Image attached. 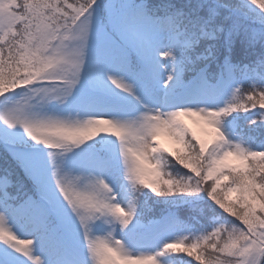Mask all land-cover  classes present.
Masks as SVG:
<instances>
[{
	"label": "rangeland",
	"instance_id": "374dc122",
	"mask_svg": "<svg viewBox=\"0 0 264 264\" xmlns=\"http://www.w3.org/2000/svg\"><path fill=\"white\" fill-rule=\"evenodd\" d=\"M15 8V0H0V34L5 38L21 20ZM119 8L121 15L110 2L107 14L118 22L125 43L106 38L97 7H93L74 29L55 31V36L60 34L51 42L50 55L57 65L70 60L71 67L64 71L71 73L87 52L85 76L112 85L125 97L83 91L67 106L68 102H62L68 100L69 87L58 84L49 71L38 94L0 100V136L4 139L24 132L41 140L52 132L71 137L75 145L61 151L64 154L43 147L11 148L33 170L39 187L58 200L57 209L66 221L62 223L55 215L49 225L40 206L30 202L15 208L0 196V264H190L182 262L170 247H177L192 228L186 229L169 214L148 226L135 211L130 188L137 182L157 192L154 181L162 148L179 146L191 130L220 138L209 165L211 175L220 174L226 165H236L235 158L247 151L234 121H224L220 113L228 109L227 99L236 96L249 76H236L228 68L214 85L203 82L201 76L200 85H194V99L187 102L193 85H183L186 58L178 52L180 42L170 40L179 24L171 26V17H152L144 1L126 0ZM39 29L34 43L40 47L44 35L52 37L45 27ZM131 37L140 43L134 44ZM133 52L146 58L148 66L134 70ZM55 71L61 75L58 67ZM104 134L114 138L116 151L109 159L103 154L106 145L96 147L93 154L85 148ZM124 136L127 147L120 141ZM3 182L5 187L7 181ZM258 233L260 240L251 239L241 248L248 264H257L264 253V232L260 229Z\"/></svg>",
	"mask_w": 264,
	"mask_h": 264
},
{
	"label": "trees",
	"instance_id": "16d2710c",
	"mask_svg": "<svg viewBox=\"0 0 264 264\" xmlns=\"http://www.w3.org/2000/svg\"><path fill=\"white\" fill-rule=\"evenodd\" d=\"M22 1L24 5L18 10L21 15L33 14V8L39 3L38 0ZM69 1H75L73 4H83L86 0ZM184 1L198 7H206L200 0ZM43 2L40 3V8ZM209 13L219 23L227 22V30L225 32L218 29L204 45L193 48L197 63L210 64V69L214 70L213 63H224L229 59L249 60L258 54L264 55V0H208L203 14ZM5 57L6 55L0 58V91L4 90L5 86L14 87L18 77L23 81V77L16 75L12 66H6ZM214 58L217 59L213 62ZM261 105H264V100ZM261 109L259 115L253 118L247 116L244 109L236 113L240 116L239 129L258 145H264V108ZM205 153L195 142L186 151L178 152L180 163L176 162L171 154L165 153L162 156L163 168L160 177L162 193L159 200L152 198L142 207L141 212L155 213L154 217H159L165 208L178 205L179 208L175 210L186 213L190 211L186 206L188 203L202 202L195 212L205 221L218 217L220 225L228 231L216 235L212 241L203 242L201 247L204 246V254L194 256L190 253L189 258H192L190 260L193 264H226L234 256V251L245 244L251 232L264 226V161L251 160L245 163L240 171H226V176L238 193L237 199L232 200L225 184H217L216 181L206 178ZM12 166L18 169L14 163Z\"/></svg>",
	"mask_w": 264,
	"mask_h": 264
}]
</instances>
